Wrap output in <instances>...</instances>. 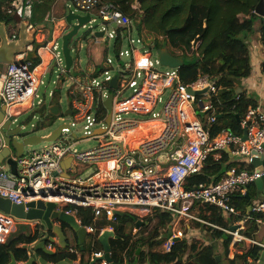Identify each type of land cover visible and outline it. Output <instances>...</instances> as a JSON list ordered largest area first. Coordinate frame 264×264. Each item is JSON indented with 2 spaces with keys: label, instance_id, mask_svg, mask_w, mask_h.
Masks as SVG:
<instances>
[{
  "label": "built area",
  "instance_id": "built-area-1",
  "mask_svg": "<svg viewBox=\"0 0 264 264\" xmlns=\"http://www.w3.org/2000/svg\"><path fill=\"white\" fill-rule=\"evenodd\" d=\"M70 4L85 13H96L104 23H114L124 30L128 47L121 57L125 56L127 61L121 69L123 77L120 80L125 90H132V94L119 99L121 93H116L110 124H103L97 93L106 91V87L97 81L85 87L73 103V119L76 123H86L84 128L88 136L69 142L67 133L76 125L72 122L52 145L19 157L16 175L0 166V197L15 205L37 201L56 203L59 209L75 217L79 208L91 209L95 222L101 219L117 222L116 212L131 214L140 220L156 211L169 213L173 222L171 236L162 246L166 253L172 251L177 240H188L187 231L199 225L227 235V255L231 260H235L239 244L247 251L252 246L260 247L264 253L263 242L242 234L249 216L235 223L238 228L231 231L202 220L197 209V204L212 205L224 218L230 219L239 214L231 205L232 197L247 196L249 187L264 177V169L257 172L253 164L254 160L264 163L263 104L259 102L256 108L249 107L245 111L241 127L246 134L239 136L224 130L213 138L208 126L217 119L213 98L222 90L219 77L201 75L196 81L184 84L178 70L160 72L156 69L154 51L143 45L141 36L135 37L134 21L115 5L101 4L100 0H70ZM31 5V0H13L8 12L29 18ZM92 21L95 22V18L92 17ZM32 29L34 26L28 25L27 30ZM60 38L47 42L44 49L51 52L53 61L64 72ZM27 55L21 54L10 64L3 77L0 107L5 109L6 120L16 121L37 107L41 81L38 67ZM156 64H160L158 58ZM167 92L162 110L157 113L156 108ZM198 92L203 93L196 95ZM95 125L98 126L95 132L88 131ZM98 129H103L104 133L98 135ZM90 139L99 140V145L87 150L76 148L78 143ZM225 155H230L232 161L245 168L232 169L219 182L185 189L189 177L200 175L208 161L218 163ZM68 157L72 162L65 176L62 164ZM250 167L253 169L249 170ZM252 212L264 214V197L253 204ZM17 222L13 216L0 211V244L7 243L17 230ZM78 223L91 234L99 231L94 226H83L81 221ZM257 223L264 228V218L257 219ZM104 230L114 231L106 227L99 232ZM53 248L54 244L47 246L48 250ZM70 252L77 254L72 248ZM103 256L104 251L94 253L91 261ZM101 264L108 263L102 260Z\"/></svg>",
  "mask_w": 264,
  "mask_h": 264
},
{
  "label": "trees",
  "instance_id": "trees-1",
  "mask_svg": "<svg viewBox=\"0 0 264 264\" xmlns=\"http://www.w3.org/2000/svg\"><path fill=\"white\" fill-rule=\"evenodd\" d=\"M260 1L100 0L101 4L115 5L131 18L139 36L153 35L152 44L148 46L150 50L156 52L166 50L181 58L185 64L178 72L184 84L196 81L201 75L219 77L222 90L217 97L213 98L217 119L215 123L208 126L213 138L224 130L243 136L245 130L241 127V120L244 113L249 107L256 108L259 104L255 95L249 94L246 90L239 94L236 91L242 87V80L252 75L250 39L259 31L264 52V20L259 31H256L254 27L255 21L260 18L256 14ZM12 2L13 0H0V22L7 24L22 22L25 26L33 24L34 17L27 18L8 12ZM31 2L48 7L53 0H31ZM135 4H139L140 7L134 8ZM116 33L115 53L118 56L123 41L126 40V34L123 29H118ZM195 48H197L196 52ZM177 51L181 52V55H178ZM37 64L38 61H35L33 65L37 66ZM262 73L264 74V62ZM106 114V107L101 104L100 115L105 117ZM244 168V165L232 161L230 155H225L218 163L208 161L202 173L189 177L184 187L186 190H192L202 185H210L227 177L232 169L243 170ZM251 169L253 168L250 167L249 170ZM253 189H256V185L249 187L248 193L251 200L241 195L232 197L231 205L239 214L232 215L230 219L224 218L217 207L208 204H197L198 215L202 220L223 229H231L235 223L249 216L250 219L246 222L242 234L258 241L262 228L258 225L257 219L264 218V214L253 212L248 214L249 207L253 204ZM77 215L83 226H94L97 230L105 227L114 229L115 237L110 240V246L111 257L116 264H125L126 259L132 264H186L190 261L192 264H220L217 246L206 245L207 237L182 239L175 244L171 252H164L162 246L171 236L170 227L173 222V217L169 213L156 211L145 219L146 227L135 240L132 230L137 227V218L134 215L119 216L117 222H109L106 219L95 222L94 212L91 209L79 208ZM200 227L206 232L205 236L206 234L216 235L223 245L227 244L224 232L209 226ZM148 229L150 232L145 236L144 233ZM25 238L21 235L9 244H0V264H9L12 253H16L19 258L22 255V259L27 260L24 256V248L18 247ZM239 246L243 245L239 244L238 248ZM141 247L142 250L138 254ZM103 251V245L95 236H91L90 242H87L84 250L81 251V264H85L86 255H89L88 260L92 264L91 256ZM262 253L260 247L252 246L244 257L260 259ZM44 256L51 262H59L67 257L73 260L77 258V255L71 253Z\"/></svg>",
  "mask_w": 264,
  "mask_h": 264
},
{
  "label": "crops",
  "instance_id": "crops-1",
  "mask_svg": "<svg viewBox=\"0 0 264 264\" xmlns=\"http://www.w3.org/2000/svg\"><path fill=\"white\" fill-rule=\"evenodd\" d=\"M139 7H140L139 4H135L134 8H139ZM30 9L31 10H29V15H30L29 18L34 17L35 19L34 23L32 24L34 26V29H32L31 31H28L27 30L28 26L27 25L25 26V23H22V22L20 24L19 23L7 24V23L0 22V91L4 84L3 77H4V74L8 66L14 63L21 54L27 53L28 55H31L30 53H34L35 45H39L40 47L37 51L36 57H33L32 58L33 60H31L33 64L35 61H38V64L36 67H38V74L40 76V81H41V85H40V88L37 94L38 97L36 98L37 107H35L32 111L38 110V108H40L41 105H43L44 100H47L48 105L59 107L60 109L59 119L64 121L65 118L62 117L63 115L66 117L73 118L74 116L73 103L75 99H78L81 96L82 90L85 87H87L89 84H92V82L96 80H98L97 82H100L106 87V91L97 93L98 94L97 97L101 100L100 106L101 104H104L107 98V95L110 92H113L114 96H117L118 92H120L121 94L119 95L118 98L119 99L125 98L123 97V95L128 90H125V88L121 85L122 81L120 80L123 77L120 74V72H121V69H124V65H125V63L123 62V57H121V53L124 51L123 48H121L118 56H116L117 65H114L112 59L107 58V61H105L107 63L106 64L107 68L102 69V66L100 67V65H98V63L93 59V53L91 52V55H92L91 62H90V65L86 69H83L80 65V62L76 60L74 66L69 71L66 67L65 62L63 61L64 62V68H63L64 72H62L59 67H56L57 65L53 61L51 52L45 50L44 47L47 42H52L54 40H57L59 39V37L63 35V32L66 27L65 19L68 16L69 12L74 13V11H72L70 0H53V2L48 7H44L37 3H32V6ZM91 15L93 16V13ZM263 20L264 19H262V22ZM262 22H261V25H262ZM97 31H104L106 35V28L103 30L99 29ZM105 35L103 36V38L105 37ZM116 36H117V33H116ZM96 38H97L96 42L99 39H101V37H96ZM251 38L252 39H250V43H251L250 52H251V64L253 67V71L250 77L242 80V88L243 90H246L249 94L255 95L258 101L262 103L264 106V74L262 73V64L264 62V52H263L262 45L260 42L261 32L260 31L256 32ZM107 71L109 72L108 75H106ZM110 71H114V72H110ZM54 75H56L55 80H53ZM103 75L106 76L105 80L107 78H110V80L107 82H105V80L99 81L102 79V78L100 79V77H102ZM115 76L118 77V81H117V86L113 88L111 87V81ZM64 104H66L65 111H63ZM71 110L73 111L72 113H71ZM28 112H26V114ZM108 114H109V111H107V114L105 117L100 115V120H102L103 124H107ZM49 116H50V119H53V120L56 118L53 115H49ZM103 124H101V127ZM99 130H103V129H99ZM101 134L102 133H98V135H101ZM74 139L78 141L80 140L75 137ZM2 169L6 172L11 173L8 167L2 166ZM252 191H253L252 195L254 197L253 204L255 203L254 202L255 196L257 198L258 193L261 195L260 198H257L258 200H261L264 197V194L261 191H259L257 187L256 189H253ZM248 192H249V189H248ZM246 197L251 200L249 194ZM75 218L77 222L81 221L78 218V215H76ZM147 218H144L143 220H140L139 218H137V222L140 221V224L139 226L135 227L132 230L134 240L138 239V237L141 235L143 231V228L146 227L145 219ZM23 225L24 227H23L22 233L17 237L11 238L12 234L15 232L14 231L10 235L7 241V243L9 244L10 242L19 238L21 235L26 237L25 240L21 242L18 247L24 248L25 250L24 256L27 258V260L24 261L21 257L22 255H20V258H19L16 253H12L11 255H13L16 259V264H24L29 260L30 257L33 256L31 252L29 251V249H26L24 246L30 247L33 244L39 243L43 239L41 237V234H44V229L40 224L32 223L29 226L27 224H23ZM99 231L93 234L87 231L88 235L86 237L84 247L87 244V242L88 243L90 242L91 236H95V238L99 241V237L108 230H104L102 233H100ZM66 232H67L68 242H69L68 248H63L60 245L59 237L55 235L54 233L49 235L50 237L51 236L53 237L54 242L48 243L47 246L49 244H54V248L52 249V251L55 254L56 253H71L70 252L71 248L75 249L77 251V254H75L77 255V258L76 260H73V264H81L82 263L81 262V256H82L81 251L84 249H81L79 237L77 234L73 233L70 229H68ZM149 232H150V229L146 230L144 235L147 236ZM205 233L206 232L203 230L202 227L196 226L194 229H192V231H189V230L187 231V235L189 236L188 240L207 237L206 245L208 246L216 245L217 246L218 262L220 264H264V261H262L261 259L262 257L260 259L259 258L254 259L253 257L245 258L244 256L248 251L244 246H239L240 248L237 249L238 253H237L235 260L229 259L227 255L228 249H227L226 243L223 245L222 241L219 240L216 235L206 234L205 236ZM260 236L263 238V241L260 239L258 241L264 243L263 228L260 233ZM111 239L112 238L109 239V244H110ZM141 250H142V247L138 250V254H140ZM38 257L45 258V256L42 253H38ZM88 259H89V255H86V260H84L85 264H90L89 263L90 261ZM11 260L12 259H10L9 263H11ZM46 260L48 263H52V264L54 263V262L49 261L48 259ZM98 262L96 263L101 264L100 263L101 261H98ZM129 263L130 261L126 259L125 264H129ZM33 264H41V263L39 262V260H37ZM135 264H138V263H135ZM186 264H192V261Z\"/></svg>",
  "mask_w": 264,
  "mask_h": 264
},
{
  "label": "water",
  "instance_id": "water-1",
  "mask_svg": "<svg viewBox=\"0 0 264 264\" xmlns=\"http://www.w3.org/2000/svg\"><path fill=\"white\" fill-rule=\"evenodd\" d=\"M256 14L260 17L255 21L254 27L256 31H259L262 19H264V0H261L256 9ZM66 27L63 32V35L60 38L62 41V54L64 62L67 69L70 71L74 66L76 59L73 55L72 45L79 41L75 40L81 30H89L90 32L95 29L94 22L92 21L91 14L76 15L73 12H69L68 16L65 19ZM105 35L104 31L95 32V37H103ZM85 38V35L83 36ZM39 45H35L34 53L28 55V60H33V57H36ZM158 60L161 66L179 70L185 63L184 61L172 55L166 50L157 51ZM57 67V66H56ZM118 77L115 76L111 81V87L115 88L117 86ZM243 92V88L240 87L236 93L239 94ZM203 92H198L196 95H202ZM47 100H44L43 105L34 113V115L19 123L18 121L6 120L5 119V109L0 107V166L8 167L10 172L14 175L17 174V159L25 154V149L30 146H37L43 142H56L63 133L64 128H70L69 124H63L60 127L54 129L49 135L40 136L38 135L39 131L51 129L53 126V119H50L49 115L59 117L60 109L58 106H50L47 103ZM114 102V93L110 92L107 95V98L104 102L107 111H109L107 117V124H110L111 121V112ZM73 111L71 110V113ZM36 114V115H35ZM68 114V113H66ZM202 116V115H201ZM38 119V122L41 123L39 126H34L31 122ZM33 126V131L28 132V126ZM99 130V129H98ZM103 130H99L98 133H103ZM246 134V131L245 133ZM75 136V134H73ZM72 158L68 157L62 164V167L65 171V176H68L67 169L70 167ZM254 166L257 167L256 171L261 172L264 169V163L261 164L260 160H254ZM167 167V166H166ZM255 185L259 191L264 194V177L255 182ZM0 211L5 214L13 216L18 222L30 225L32 223L40 224L44 229V234H41L43 238L39 243L33 244L32 246H24L26 249H29L32 257L24 264H33L37 260L41 264H52L48 263L45 258H39L38 253H43L46 256H54L55 253L46 248L48 243H53V237L49 236L52 233L59 237L60 245L63 248L69 247L67 230L70 229L73 233L77 234L80 240L81 249H84V243L88 235L87 230L84 227H81L77 222L75 216L67 214L64 210L58 208L56 203H44L42 201L31 202L27 205H15L11 203L10 200L0 197ZM252 212V206L249 207L248 214ZM120 217H125L127 214L124 212H116ZM140 221L137 222L139 226ZM237 226H233L231 231H236ZM115 237L113 231H106L99 237V242L103 245L104 256L101 258H96L92 264H95L98 261H106L108 264H116L113 262L111 257V246L109 244V239ZM224 239H227V235L224 236ZM179 241V240H177ZM140 252V251H139ZM11 263L16 264V259L12 255ZM262 261H264V253L262 255ZM53 264H73V259L67 257L59 262H54ZM121 264V263H119ZM130 264V263H129Z\"/></svg>",
  "mask_w": 264,
  "mask_h": 264
},
{
  "label": "rangeland",
  "instance_id": "rangeland-1",
  "mask_svg": "<svg viewBox=\"0 0 264 264\" xmlns=\"http://www.w3.org/2000/svg\"><path fill=\"white\" fill-rule=\"evenodd\" d=\"M72 11H74V14H76V15H81V14L84 15L85 14V12L75 9L73 6H72ZM92 17L95 18V20H96L94 22V24H93L95 29L93 31H91V32L88 29L87 30H84V29L81 30V32L75 38V40H77V41L79 40V41L76 44H75V42H73L72 55L76 59H78V61L80 62V65H81V67L83 69H86L90 65L91 57H92L91 52L93 53V59L98 63V65H100V67L102 66V69L107 68V65H106L107 63L105 62V61H107V58L112 59L114 65H117L116 53H115V41H116V31L118 30V26L116 24H114V23H104L102 21V19L100 17H98V15L96 13H93ZM104 28H106L105 37L104 38L101 37V39H99L96 42V39H97L95 37L96 30H99V29L103 30ZM135 34H136L135 35L136 38H140V37H138V33L137 32ZM84 35H85V38H83ZM136 38H135V40H138ZM140 39L142 40L143 45L148 47L150 44H152L153 35L151 36V35H146L145 34ZM160 39H163V38L160 37ZM60 44H61V47H62V41H60ZM122 46H123L122 47L123 49H126L128 47V43H127L126 40L123 41V45ZM177 54L181 55V52H178ZM157 58H158L157 52L154 51L153 52V61H154V64L156 65V69L158 71H160V72H168V71L172 70L170 68L163 67L160 64H156V59ZM126 61H127V58L124 56L123 57V62L125 63ZM110 72H114V71H110ZM55 76L56 75H54L53 80L56 79ZM105 77L106 76L103 75L102 77H100V79L101 78L102 79L99 80V81L105 80ZM96 81H98V80H96ZM131 94H132V90H128V91H126L124 93L123 97H129ZM167 94H168V92L162 97L161 103L157 106V108H156V112L157 113L161 112L163 104H164V102L166 101V99L168 97ZM65 109H66V104L63 105V111H65ZM36 111L37 110H34L32 112H28L27 114L19 117L16 120V121H18V123L16 125H18L22 121H25V120L31 118ZM106 113H107V110H106ZM62 117L65 118L64 121L59 119V117H56L53 120V123H52L53 126L51 127V129L39 131L38 135H40V136L49 135L54 129L60 127L63 124H71L72 122H75L72 117L70 118V117H66L64 115ZM130 117H136V115H130ZM31 124H33L34 126L35 125L36 126L41 125V123L38 122V119L37 120L33 119ZM85 124L86 123H82L81 124L79 122V123H76L75 126L71 127V131L67 133L68 136L70 137L69 142H74L75 141V139L73 137V134L76 135L77 139H82V138L88 136L87 130L84 128ZM97 128H98V126L95 125L93 127H90L88 129V131L95 132V130ZM27 131L28 132H32L33 131V126L32 125L28 126ZM52 144L53 143H51V142H43V143H41V144H39L37 146H30V147H27L25 149V153L28 154L29 152H31L33 150H40V149L48 147V146H50ZM98 145H99V140L90 139V140L84 141L82 143H79L78 145H76V148L78 150H87V149H90V148H94V147H96ZM75 174H76V172H73V175H75ZM252 194H253V191H252ZM260 197H261V195L258 193L257 198H260ZM257 198L255 196L254 202L258 201ZM61 208H66V207H62L61 206ZM68 208L73 209V207H68ZM16 226H17V230L12 234L11 238L17 237V236H19L22 233V230H23V227H24L23 223L17 222ZM263 230H264V228H263ZM260 240L263 241V238L261 236H260Z\"/></svg>",
  "mask_w": 264,
  "mask_h": 264
}]
</instances>
